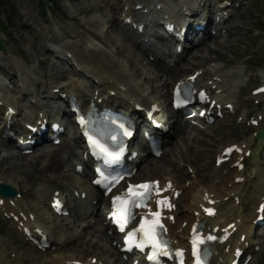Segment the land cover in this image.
I'll return each instance as SVG.
<instances>
[{
  "label": "rangeland",
  "instance_id": "obj_1",
  "mask_svg": "<svg viewBox=\"0 0 264 264\" xmlns=\"http://www.w3.org/2000/svg\"><path fill=\"white\" fill-rule=\"evenodd\" d=\"M39 1L18 0L17 2V0H10L8 9L0 13V92L2 95H20L19 90L14 89L13 92L6 90L7 85L16 83L17 79L14 77L16 74H19L22 81H28L30 86L36 87L33 85V83H36L35 91L40 89L41 80L50 83V85L53 84L52 80L54 79L52 78L57 72V68H51L53 59L44 57L47 53L45 44L51 38L52 41L50 42L54 46L57 44L58 48L63 49L65 45L69 51L77 56L81 63L84 62L83 64L95 67H98L99 63L105 64L111 76L112 74L119 75L121 80L128 84L137 80L140 85L142 84L141 86L149 87L150 96L156 98L159 96L160 87L165 86L167 79L160 75L159 65L151 64L147 61L145 55L141 57L145 59H143L144 65L137 66V62L133 64V59L136 60L137 58L136 50L131 51V42L129 44L121 31L116 30L117 28H114V26L112 27L111 14L113 13L114 17H117L120 10L115 9L116 5L113 7H106L105 5L106 2L114 0H104L105 2L103 0H58L56 6L50 4L46 9L39 4ZM95 20L101 22L105 36L109 37H107L109 42L110 39L113 42V44H109L111 46L110 53L115 58L122 59L127 72L122 70L121 63L116 61L115 58L105 55L102 51H96L90 46L88 38L91 34L85 28L88 27L89 23L90 26L96 27L97 24L94 25ZM228 25L231 29L228 36H212L211 42L208 41L209 43L207 42L199 47L200 50H193L191 54H187L177 65V68H173L165 74V77H172V80L163 92H165L166 98L169 97L172 83L177 78L190 73L196 67L217 63L220 68L226 70L235 64L243 66L245 59L250 57L241 71L244 75L239 76L229 93V97L235 102L237 113L233 118L218 121L212 125L211 129L199 132L193 142L194 147H191V149L183 150V147L187 148L188 146L185 143L180 147L181 149L171 145L167 146L164 152L165 155L158 159L147 160L139 168L137 176L144 178L160 176L165 173L175 177V179L176 177L179 178L178 181L182 183L184 181L188 184L187 169L177 167V161L180 160V162L192 168L193 178H197L199 180L198 184L202 187L207 184L206 186H211L212 191H218L221 195L220 180L223 179L226 185H231V178L227 176L230 171L229 166L216 168L213 164L214 155L225 145L250 140L252 131L256 130V128L248 126L247 118H254L259 111H262L261 106H255L253 98L250 99V90L264 78V67L258 65L259 58L264 55V0H249L243 9L230 18ZM157 39H159L158 36ZM98 41L101 44L107 43L102 38H99ZM118 49H121V54ZM64 51L66 50L64 49ZM126 53H128V56L130 55L129 57H132L127 62L123 60ZM234 69H237V67H234ZM11 73H14V75ZM41 94L44 95V93ZM43 103L49 110L50 107H48L45 98ZM244 112L246 117L242 121H237V116L244 115ZM3 146L7 148L8 153H0V169L3 168L4 176L11 177L16 186L24 192L28 204L36 205V194L39 191H46L47 188L52 186L66 187L70 185L69 182L74 181L69 172H63L65 165H68L67 162L74 159L77 148V144L69 140L57 147L51 146L42 148V151L40 149L39 151L36 150L24 158H16L14 154H18V152L10 149V146L0 139V149ZM68 150L72 152L73 156H70V159L66 162L60 161L59 158L62 155L65 156ZM263 155L264 147L259 155L262 168H264ZM261 173L264 175L263 170ZM261 173H252L251 178L245 184L247 186L244 201L246 211L252 212L258 201V195H253L255 193L253 189L256 187L255 183L259 182ZM182 198L185 202V193ZM101 210V207H99L100 214ZM75 215L67 219L50 222V225L54 227V235L60 239L62 238L61 240L64 242V246L61 245V252L82 257L97 255L107 264H122L120 260L112 263V260H114L113 252L108 249L106 238L100 235L97 223L96 225H90V228L88 227L86 231H82L84 224L81 221L85 214ZM90 219L96 220V215L94 218L86 217L85 222H89ZM57 230L61 231L58 232ZM257 241L259 250L255 252L249 264H264V240L258 238ZM0 243L2 246L0 264H10L15 259L14 256L18 258V251L25 252V255L21 257V264H40V260L44 259L43 257L51 256V253L55 252H36L29 245L24 244L12 226L5 224L1 219ZM27 250L30 252H26Z\"/></svg>",
  "mask_w": 264,
  "mask_h": 264
},
{
  "label": "bare ground",
  "instance_id": "obj_2",
  "mask_svg": "<svg viewBox=\"0 0 264 264\" xmlns=\"http://www.w3.org/2000/svg\"><path fill=\"white\" fill-rule=\"evenodd\" d=\"M21 1V0H20ZM104 1V0H103ZM227 1V0H226ZM234 1H238V0H234ZM18 2V0H17ZM105 2V1H104ZM223 1L222 0H217V3H218V6L222 3ZM23 3V2H22ZM107 3V2H106ZM140 3V2H139ZM161 2L159 0H155V4H154V7L156 8L157 4H160ZM131 4H135V2L131 3ZM138 4V3H137ZM164 5H166L165 2H163ZM185 6H187L189 9L191 10H194V8L196 7V0H185V3H183ZM106 5V4H105ZM20 7V6H18ZM25 7V6H24ZM27 7V6H26ZM29 7V5H28ZM107 7V5H106ZM176 7V6H175ZM182 6H179V9L181 8ZM22 8V7H21ZM170 8L172 10L175 11V9L170 6ZM109 9V8H108ZM23 10V8H22ZM129 11V12H128ZM128 14L130 13L131 11V8L128 10ZM24 12V11H23ZM123 12H125V10H123ZM120 15V14H119ZM32 18V17H31ZM111 21H112V27L114 26V28H117L116 30L120 29L123 33V35L127 38V40L131 42V40L133 41V43H136L135 40H133L132 36H130L129 33H124L123 32V29H125V26L122 25V20L119 18V17H114V14L112 13L111 14ZM88 22V21H87ZM36 23V22H35ZM90 24V23H89ZM88 24V25H89ZM97 24L96 27H92L89 25L90 28H93L94 31H97V33H93V32H89L91 35H89V38H88V42L90 44L91 47H93L92 49L96 50V51H102L105 55H109L111 56L112 58H115L114 56H112V54L110 53L111 52V46L109 45L110 43L113 44V42H111V39H110V42H109V37L107 38L105 36V31L102 29V25H101V22H99V20H95L94 21V25ZM86 25V24H85ZM120 34V33H119ZM88 36V35H87ZM102 38V39H105L106 40V44H101L98 39L99 38ZM124 37V38H125ZM211 38V37H210ZM211 39L208 38V40H204L201 42L200 45H202L203 43H207L208 41H210ZM98 41V42H97ZM63 42V41H62ZM61 42V43H62ZM60 43V44H61ZM130 44V43H129ZM67 45V44H66ZM199 43L198 44H195L193 47H198L199 49ZM130 46V45H129ZM128 46V47H129ZM64 49L65 50H68V48L64 45ZM192 49H196L197 48H193ZM67 48V49H66ZM130 48V47H129ZM117 49V48H116ZM136 50V60L133 59V64L135 62H137V66L139 65H142L143 64V59L144 58H141L143 54H145V49L143 46H139L137 48L135 47H131L130 50L133 51V50ZM192 49H190L187 54H191V52L193 51ZM119 50V53L121 52V49H118ZM61 52L64 54V51L63 49H61ZM92 53H94L92 50H91ZM128 52V51H127ZM113 53V52H112ZM157 54H159V52H156ZM114 54V53H113ZM121 54V53H120ZM115 55V54H114ZM123 56V55H122ZM130 56V55H129ZM128 56V53H126V56L124 57L123 60H125L127 62V60H130V58L132 57H129ZM76 55H72L71 57H69V55H67V59H66V64L64 66H67L69 64V61H72V65L77 62L76 60ZM81 57V56H80ZM90 57V56H89ZM88 57V58H89ZM107 57V56H106ZM64 58V57H63ZM108 58V57H107ZM73 59V60H71ZM116 61H118L120 64V66H122V70L126 71V68H125V63L122 61V59H119V58H115ZM88 60V59H87ZM91 60V59H90ZM145 60V59H144ZM97 61V60H96ZM181 61V58H179L177 60V62ZM78 63V62H77ZM84 63V62H83ZM110 63V62H109ZM154 64V63H153ZM98 65V63H97ZM111 65V63H110ZM117 65V64H116ZM144 65V64H143ZM151 65V64H150ZM80 66V65H79ZM91 65H83L80 66L82 67V71H84L85 73L87 74H91V76H93L94 78H97L99 80V85L98 86H93V87H89V86H86V85H82V86H79L78 83H79V79H76L75 80V75L72 74L74 77L71 76V74H66L65 76H58L56 74H54L55 77L59 78L57 81H53V82H56V85L54 86H49L47 87L46 91L47 92H50L51 89L53 87H58L59 85H62L63 87V90L65 91H69V92H72V93H75L76 95L80 96L81 98L83 97H87V98H90L92 96H94L95 92H98L97 94V97H101L102 98V104L104 105H107V104H112V105H115V104H119L120 106H122L123 108H125L126 110L128 111H134V103L136 102V100H140L144 103L148 102L149 100H151V97H150V91H149V87L147 86H141L137 80H134L133 82L134 83H131L129 81V83H131V88L128 89V87L125 86V83L123 82V80H121V78L119 77V75H115V74H109V70L107 69V66L105 64H102V63H99V69L98 70V73H95L94 69H92L90 67ZM177 66V65H176ZM113 67V66H112ZM201 68V67H200ZM141 69V67H140ZM211 69H215L214 71L215 72H218L220 70V68L218 67H215V68H211ZM169 73V72H168ZM132 74V73H131ZM165 74L166 73H162L160 74L161 76L164 77V79H167V82L165 84V86H161L160 87V90H159V96H158V101L163 104L167 101V98H166V94L165 92H163V90L166 88L167 84L170 83V81L172 80V77H165ZM208 74H212L210 73V70L208 68H205L204 70V73H203V76H206ZM142 75V74H141ZM213 76V74H212ZM211 76V77H212ZM126 77V76H125ZM129 77V75H128ZM148 77V76H147ZM211 77L209 79H211ZM150 78V77H149ZM134 79V78H133ZM136 79V78H135ZM139 79V78H138ZM129 80V79H128ZM132 80V79H131ZM126 82V81H125ZM154 82V81H153ZM42 83H44L42 81ZM50 84V83H49ZM128 84V83H127ZM23 85L24 87L27 86V82H23ZM218 87H222V84L220 83ZM159 89V88H158ZM32 90V94H33V97L36 98L35 96V93H34V89L31 88ZM111 91H114L115 92V95L112 96L110 94ZM18 94V93H17ZM143 95H146L147 97L143 96ZM158 95V93H157ZM169 97H170V94H169ZM1 98V97H0ZM110 98H113L114 101L111 102L110 101ZM119 98V100L117 101L116 99ZM2 100H6V102L10 103V104H13L17 110L19 111V118L21 119L24 118V119H27L29 118L32 114H34V109L35 108H39V102L37 103V105L33 106L32 104L28 103L26 99H24L21 95L19 96H16V95H10V97L8 98H4L2 97L1 98ZM122 104H120V103ZM85 104H88V101L85 103ZM41 111V110H39ZM17 128L19 129H22V127H19V123H17ZM184 130V127L182 126H179V127H175L174 128V136L178 137ZM166 141L170 140L169 138V135H167L166 137ZM252 138V136H251ZM250 138V140H247L246 142L247 143H250L252 141V139ZM163 143H165V139H163ZM39 151V150H38ZM42 151V150H40ZM0 153H8L7 152V148L5 146L2 147V149H0ZM14 156L16 158H24L26 156H29V155H18V154H14ZM70 156L72 157L73 154L72 152H70L69 150L67 151V153H65V156L62 155V157H60V161H63V162H66L70 159ZM258 154L256 155V158H257ZM264 156V155H263ZM14 157V158H15ZM5 158V157H4ZM12 158V157H11ZM260 158V157H259ZM58 159V160H59ZM7 160V159H6ZM250 163H254L255 159H250L249 160ZM6 166V164H5ZM4 166V167H5ZM7 167V166H6ZM2 168V167H1ZM256 173L259 172V168L255 165H253V169L250 171V173ZM88 171H84V177L85 178H88ZM232 178L230 180V182H232V186L229 187L228 185H226L222 180H220L219 182V185H220V192H221V195L218 196L217 194L214 193V191H212V189H210L211 186H206L204 185L203 187L200 186L198 184V179L196 181V183H193L190 185L188 191L185 192V195H186V199H185V202L184 201H181L180 202V208H179V215H181L182 212H180L183 208L186 209V213H184L182 216H184L185 219H189L191 221L193 220H198V219H201L202 218V213H201V209H200V204H204V201H205V194L206 192L208 193H213L214 194V198L215 199H219V198H225L226 199V202L223 203L222 201L219 202V211H217L216 215L211 217V218H208L207 219V222L211 225V226H215V225H218V227L220 229H223L225 228L226 230V227L225 225L231 223V222H234V225H235V228L231 230V236L230 238L228 239V243L230 245V250H228L229 252L223 250L221 247L219 249V257H220V261L219 262H225L226 260L230 259L232 257V253H233V249L234 247L238 246L240 243L239 242V236H240V232L242 231H246V228H248V224H250L251 222V219L247 216L244 215V210H245V206H244V198H245V192L246 190L244 189V185L243 184H236V178H239L241 176H243V173L242 171H239L237 169H233L232 170ZM263 176V175H262ZM165 177H168V178H172L169 174H161L160 175V178L162 179V181H165ZM249 177V176H248ZM247 177V178H248ZM261 177V176H260ZM259 177V178H260ZM176 179H179L176 177ZM0 180L4 183H9V184H13L14 185V182H13V179H11V177H6L4 176V170L3 168L0 169ZM86 179H84L85 181ZM177 183V185H179L180 187H184L183 186V183H181L180 181H175ZM226 182V181H225ZM248 182V181H247ZM224 183V184H223ZM201 184V183H200ZM257 184V183H255ZM202 185V184H201ZM214 185V184H213ZM81 188H85L86 191L88 192V195L89 197L86 199L85 201V204L83 205V208H86V206H88L89 208H91L90 210L94 209V206L90 205V201L93 200V199H96L98 198V192L95 190L94 187L90 186L89 183H85L83 187ZM219 188V187H218ZM208 189V190H207ZM259 189V190H258ZM256 190H258V193H259V198H263L264 199V177H262L260 179V184H257L256 185ZM216 192V191H215ZM218 192V191H217ZM238 193L241 194V199L238 203L235 202L234 200V196L237 195ZM253 195H257V193L255 192ZM260 200V199H259ZM224 201V200H223ZM259 203V202H258ZM183 206V207H182ZM194 210H197L200 214L198 215H194L193 214V211ZM86 212V210L84 211ZM81 213V212H79ZM178 217V215H177ZM98 218V217H97ZM249 218V221L248 219ZM99 220V218H98ZM81 222H85V220H82ZM178 222V221H177ZM181 222V221H180ZM178 222L177 226L174 227L172 229V235L175 237V239L178 240L179 244H184L185 243V239L184 237L187 235V229L190 227V224L189 226L187 225L185 228H182L181 229V223ZM34 223L38 226H41L43 228L46 229V231L48 232L49 236L51 238L54 239L53 243L55 245V243L57 241H61L62 243H64L61 239L59 238H54L53 235H51V231L50 229L44 225L43 223H40L39 219H38V215H36V218L34 219ZM98 224V231H100V234L101 235H104L105 238H110L109 236L106 235V229L107 227L106 226H103L102 225V221L100 220V222L98 221L97 222ZM59 225V224H58ZM90 223L85 222L84 223V228L85 231L86 229L89 227L90 228ZM56 226V225H55ZM54 229V228H53ZM52 229V231H54ZM56 229V228H55ZM180 230V232H178ZM58 231V230H57ZM61 231V230H59ZM58 231V232H59ZM228 231V230H227ZM17 232V231H16ZM226 232V231H225ZM19 233V232H17ZM57 233V232H56ZM61 233V232H60ZM180 234V235H179ZM20 235V234H19ZM247 235V238L249 239L250 237V233L247 231L246 233ZM21 236V235H20ZM71 236V235H70ZM74 236V235H73ZM72 236V237H73ZM71 237V238H72ZM77 237V236H76ZM67 240H68V237H67ZM66 241V240H65ZM81 241V240H80ZM226 242V243H227ZM1 243H0V251H1ZM79 247V246H78ZM74 248V247H73ZM84 248V247H83ZM82 249V248H81ZM111 250H113V254L114 256L118 257V251L117 250H114V248H111ZM67 251V250H66ZM75 252V251H74ZM79 252V251H78ZM1 253V252H0ZM67 253V252H66ZM76 253V252H75ZM74 253V254H75ZM64 253H61L58 252L54 257H51V258H47V259H42L40 260V264H64L66 260H72L73 258H65L63 259L62 257H64L63 255ZM18 255L20 256L19 252H18ZM39 259V258H38ZM37 260V259H36ZM22 259L20 257L16 258L15 256V259L11 261L10 264H21Z\"/></svg>",
  "mask_w": 264,
  "mask_h": 264
},
{
  "label": "snow or ice",
  "instance_id": "obj_3",
  "mask_svg": "<svg viewBox=\"0 0 264 264\" xmlns=\"http://www.w3.org/2000/svg\"><path fill=\"white\" fill-rule=\"evenodd\" d=\"M125 134H130V133H125ZM231 149H228V151H230ZM140 188H143V189H147L149 187V185L145 184V185H140L139 186ZM129 191H132V189L130 188ZM134 196H141V193H138V192H134L133 193ZM121 200V198L119 196L117 197H114L113 198V203L115 204L116 201H119ZM127 201H121V204H120V209H121V212H120V215L117 217V222L120 223L121 225V230H123V227H124V224L127 223V217H126V205ZM262 210H264V206H262ZM206 211H211L210 209H207ZM154 216H158L159 214L158 213H154L153 214ZM159 221L156 220L154 222V224H158ZM141 230L145 232V236L147 237L148 239V242L149 243H152L154 247H159V245L156 243V239H155V236L152 234L153 231H154V226H150L147 230H145V226H144V223L142 222L141 224ZM130 237L132 234H129ZM209 239H213V237H208ZM194 245H195V241L193 242Z\"/></svg>",
  "mask_w": 264,
  "mask_h": 264
},
{
  "label": "trees",
  "instance_id": "obj_4",
  "mask_svg": "<svg viewBox=\"0 0 264 264\" xmlns=\"http://www.w3.org/2000/svg\"><path fill=\"white\" fill-rule=\"evenodd\" d=\"M54 4H56L55 0H48ZM9 3V0H0V9H2L3 11L7 10V4Z\"/></svg>",
  "mask_w": 264,
  "mask_h": 264
},
{
  "label": "water",
  "instance_id": "obj_5",
  "mask_svg": "<svg viewBox=\"0 0 264 264\" xmlns=\"http://www.w3.org/2000/svg\"><path fill=\"white\" fill-rule=\"evenodd\" d=\"M0 191L6 193L7 195H12L13 191L6 185H0Z\"/></svg>",
  "mask_w": 264,
  "mask_h": 264
}]
</instances>
